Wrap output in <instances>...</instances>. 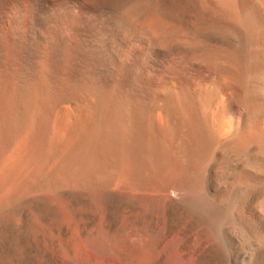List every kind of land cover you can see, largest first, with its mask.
<instances>
[{
  "label": "bare ground",
  "instance_id": "bare-ground-1",
  "mask_svg": "<svg viewBox=\"0 0 264 264\" xmlns=\"http://www.w3.org/2000/svg\"><path fill=\"white\" fill-rule=\"evenodd\" d=\"M55 202L138 212L127 264H264V0H0V264H85Z\"/></svg>",
  "mask_w": 264,
  "mask_h": 264
},
{
  "label": "rangeland",
  "instance_id": "rangeland-1",
  "mask_svg": "<svg viewBox=\"0 0 264 264\" xmlns=\"http://www.w3.org/2000/svg\"><path fill=\"white\" fill-rule=\"evenodd\" d=\"M55 204L59 207L58 208V210H61V211H58V214H59V212H60V216L63 218V221H61V217H60V223H62L61 225L58 223H56V225H54L55 224V222L54 221H52L51 219L50 220H48V219H46L47 218V215L46 216H44V215H42L43 217L41 218L40 217V215H37L36 217H38V219H42L41 220V222H39L40 220H38L37 219V222L38 223H36V226H35V224L33 225V230H34V232L39 236L38 237V240H40L42 243L41 244H43V246H44V244H45V247H47V246H49L50 244L52 245V241L53 240H51L50 238H51V236H53L54 234H55V232H56V234L54 235V237H56V235H57V237L56 238H54V241H53V243H57V245H58V252H61L62 251V253L64 252V254H62L63 256H68V254H71L72 256V260H79V259H81L82 260V262H84L85 264H121V262L123 263V264H125V262H126V264H127V262H128V260H127V258H128V254H130V253H133V254H135V252L136 253H138L139 251H141L142 250V248H143V246H141V245H139L138 243H136L135 242V235H133L134 234V231L135 230H138V225H137V220H138V217H139V214H138V212H134L135 210H132V212H133V214L135 213V216H134V220H132L133 219V216H132V213H131V210L130 209H126L125 210V212H122V217L117 221V224H116V222H109L107 219H105L106 217H105V215H102V214H104V211H99L98 210V212H97V216L96 217H93V218H95V219H93L92 217H90L89 215H88V213H87V211H88V209H86V207L83 205V206H81V204H77L76 206L75 205H72V209H74V208H76L75 210H72V209H70L69 207H70V205L71 204H62V203H58V202H55ZM60 205V206H59ZM67 205H69V207L67 206ZM65 206H67V208L65 207ZM61 207V208H60ZM77 207H80V208H77ZM85 207V208H84ZM84 208V209H83ZM86 211V212H85ZM77 212V213H76ZM130 212L131 213V215H130V213H129V217L127 216V214ZM2 214L4 213V212H1ZM0 213V214H1ZM14 213H18V212H6V214L9 216V215H12V214H14ZM22 213L24 214V212H19L18 214L19 215H22ZM102 213V214H101ZM124 214L126 215V216H124ZM4 215V214H3ZM7 215H5V216H2V215H0V216H2V218H4L5 219V217H8ZM79 215V216H78ZM101 216V217H100ZM102 216H104V217H102ZM46 217V218H45ZM126 217V218H125ZM1 218V217H0ZM22 218L23 217H20V219L22 220ZM45 218V219H44ZM97 218V219H96ZM125 218V219H124ZM104 219H105V221H104ZM6 220V219H5ZM20 220V221H21ZM45 220H47V221H45ZM23 221H24V219L21 221V224L23 223ZM47 222L46 224V226H45V222ZM98 221V222H97ZM109 223H108V222ZM48 222H49V224H50V222H51V224L53 225L51 228L49 227V225H48ZM122 222H125V223H122ZM136 222V223H135ZM42 223H43V225H42ZM64 223V224H63ZM66 223V224H65ZM99 223V224H98ZM126 224V225H125ZM129 224V225H128ZM38 225V226H37ZM65 227V228H67V231H65V232H67L68 233V235H67V233H64L63 232V230H61L62 229V227L63 226ZM107 225V226H106ZM113 225V226H112ZM115 225V226H114ZM134 225V226H133ZM137 225V226H136ZM162 224H160V226H161ZM35 226V227H34ZM49 228H48V227ZM56 226V228H57V226L59 227V228H57V229H55V231H54V229H53V227H55ZM60 226H61V229H60ZM67 226H69V228H71V229H69ZM163 226V225H162ZM39 227V228H38ZM41 227V228H40ZM131 227V228H130ZM135 227V228H134ZM138 227V228H137ZM86 228V229H85ZM129 228V229H128ZM50 229H51V231H52V229H53V231H54V234H53V232H51L50 231ZM60 229V230H59ZM80 229V230H79ZM85 229V230H84ZM128 229V230H127ZM133 229H135L133 232H132V230ZM57 230H59V232L61 233H59ZM68 230H69V232H68ZM70 230H71V232H70ZM79 232H83V233H85L87 236H88V238L86 237V235L84 234H82L83 236H82V238H80L81 237V234L80 233H78V231ZM87 230V231H86ZM104 230V231H103ZM131 232H130V231ZM49 233H47V232ZM75 231V232H74ZM95 231V232H94ZM114 231V232H113ZM40 232H42V233H45L44 235H46V237L48 238V239H50V240H48V241H51V242H49V244H48V242H47V240H46V238H44L45 236H43L42 237V233H40ZM50 232H51V234H50ZM74 232V233H73ZM89 232V235L87 234ZM102 232V233H101ZM111 232V234H109ZM113 232V233H112ZM58 233V234H57ZM71 233V234H70ZM77 233V234H76ZM59 234L60 235H62L61 237L59 236ZM65 234V235H64ZM73 234L74 235H76V239H75V236H73ZM90 234H91V236L93 237L94 236V238H95V240H94V238H93V240H92V238H91V236H90ZM101 234V235H100ZM106 234V235H105ZM47 235H49L50 236V238L47 236ZM71 235V236H70ZM79 235V236H78ZM100 236L99 238H96V236ZM104 235V236H103ZM109 235V236H108ZM131 235H133V236H131ZM163 235V234H162ZM161 235V233L159 234V237H160V241L162 240H164L166 237H165V235H163L162 236ZM58 236H59V238L60 239H62V238H64V240L62 239V240H60L59 239V241H57L58 240ZM65 236L67 237L66 239L69 241V237L71 238H73V240H71L70 239V241H69V244H68V241H67V244L71 247V248H76V251H75V249H73L75 252V255L77 256V257H79V256H81V257H79V258H77L74 254H72V253H67L68 252V249L70 248H68V247H63L62 245H61V247H60V244H59V242L61 243H66V242H64L65 241ZM69 236V237H68ZM78 236V237H77ZM97 236V237H98ZM112 236V237H111ZM131 236V237H130ZM90 237V238H89ZM107 237V238H106ZM129 237H130V240H128L129 239ZM41 238V239H40ZM43 238V239H42ZM77 238H79V239H77ZM113 240H112V239ZM119 240H118V239ZM131 238H133V239H131ZM164 238V239H163ZM55 239H56V241H55ZM89 239L91 240V241H93L92 243H94L93 245H91L92 243H91V241H89ZM98 239V240H97ZM127 239V240H126ZM43 240V241H42ZM76 240V241H75ZM83 240H85V241H83ZM86 240H87V242H86ZM97 240V241H96ZM109 240V241H108ZM111 240V241H110ZM124 240H126L125 242H124ZM133 240H134V243H132L133 242ZM82 241V242H81ZM109 243H108V242ZM72 242H74V244L72 243ZM85 242H86V244H85ZM90 243V245H88L89 243ZM123 242H124V244H123ZM88 243V244H87ZM100 244V245H98V244ZM120 243H121V245H120ZM129 243V244H128ZM66 244V245H67ZM77 244V245H76ZM81 244V245H80ZM96 244H97V246H96ZM132 244H134V245H132ZM50 245V247H47V248H49L50 250H54L55 251V249H54V246L52 247ZM67 245V246H68ZM72 245V246H71ZM73 245H74V247H73ZM130 245V247H128ZM132 245V246H131ZM93 246H95V247H93ZM123 247H127V249L125 248V251H124V249H123ZM132 247V248H131ZM140 247H141V249H140ZM59 248H60V250H59ZM66 248H68V249H66ZM100 248V249H99ZM118 248H122L121 250L119 249L118 250ZM147 248H148V246H147ZM147 248H146V250H147ZM153 248V247H152ZM148 249V251L150 250V252H152V253H150V256H151V258H150V262L148 263V264H155V262H154V260H155V248H156V246L154 245V248L153 249ZM64 249H66V251L64 250ZM117 249V250H116ZM137 249V250H136ZM80 250V253L78 252V251ZM98 250V251H97ZM129 250V251H128ZM136 250V251H135ZM159 250V249H158ZM134 251V252H133ZM138 251V252H137ZM67 254H66V253ZM125 252H126V254H125ZM129 252V253H128ZM157 253H156V256L158 255V251H156ZM79 253V254H78ZM124 253V254H123ZM60 254V253H59ZM120 254H121V257H120ZM152 254V255H151ZM124 255H125V257H124ZM74 256V257H73ZM154 256V257H153ZM76 257V259H73V258H75ZM120 258H126V259H123V260H121ZM84 259V260H83ZM80 260V261H81ZM85 260H86V262H85ZM77 262V261H76ZM78 264H81V262L79 263V262H77ZM136 264V263H135Z\"/></svg>",
  "mask_w": 264,
  "mask_h": 264
}]
</instances>
